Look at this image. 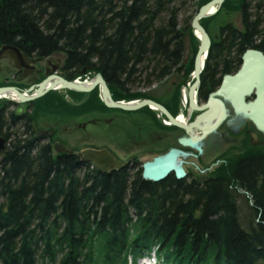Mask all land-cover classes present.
Returning a JSON list of instances; mask_svg holds the SVG:
<instances>
[{"label":"trees","instance_id":"1","mask_svg":"<svg viewBox=\"0 0 264 264\" xmlns=\"http://www.w3.org/2000/svg\"><path fill=\"white\" fill-rule=\"evenodd\" d=\"M191 1L0 0V48L40 60L62 56L63 78L73 81L85 69L102 76L115 102L141 100L142 88L169 76L190 79L199 46L191 23L211 0L196 1L186 15ZM221 13L238 15L240 27L212 28ZM200 24L218 37L200 77L203 102L219 73L239 69L246 50L264 53V0H224ZM185 34L191 55L183 68ZM184 83L176 98L167 94L161 102L173 116ZM112 110L98 88L50 91L23 111L0 99V264H137L151 254L158 264H264V146L246 138L217 157L199 184L173 175L156 183L142 178L135 157L99 173L37 135L41 122ZM118 111L156 116L147 107Z\"/></svg>","mask_w":264,"mask_h":264},{"label":"water","instance_id":"2","mask_svg":"<svg viewBox=\"0 0 264 264\" xmlns=\"http://www.w3.org/2000/svg\"><path fill=\"white\" fill-rule=\"evenodd\" d=\"M224 0H211L207 4L199 8L196 16L193 18L191 27L194 30V36L199 40V46L194 57L192 77L194 79L192 85L188 88V108L190 112L198 113L194 120L188 125H181L161 104L155 102V99L160 98L165 91V83L158 84L153 88L145 91L143 94L146 99H143L132 105V102H115L108 86L100 74H96L91 81L89 87L69 81L58 74L59 65L46 67L44 69V79L39 83H33L25 91H20L15 87H0V97L3 93H14L20 106L23 110L27 103L33 102L50 91L57 89L74 91L77 93L88 94L96 87L100 91L101 101L105 107L109 109L121 110L124 112H135L144 107L157 110L170 121L173 127L181 129L188 134V138L180 139L179 143L188 148H195L201 153L198 143L203 141L207 136L215 134L219 127L224 123L227 117V108L224 101H229L235 113H243L244 116L255 126L257 132L264 134V53L258 50L248 49L241 56V65L233 75L224 76L219 88L208 96L205 103L197 105L194 99V94L197 93L200 86V77L202 69L205 65L207 55L211 46V37L206 33L200 24V20L210 17L209 10L220 9ZM199 33V35H196ZM217 39V36H212ZM4 55L13 64L17 71H26L34 69L37 63L42 60H31L24 56L19 50L14 47H1L0 57ZM191 55L190 37L185 34L183 40V62L182 67H185L189 62ZM50 65L49 60L46 61ZM41 72V71H39ZM84 69L79 75H85ZM26 78V76H24ZM174 78L179 81V75L175 74ZM174 86L176 83L173 84ZM58 86V87H57ZM251 98L250 101L246 99ZM112 120L106 121L111 124ZM256 138L255 134L251 135ZM4 139L0 137V149L3 148ZM61 152L72 154L73 152L65 148ZM186 157L187 153L172 149L165 154L153 157L151 160L145 161L141 165V176L146 181L161 182L170 174H174L177 180L184 179L186 173L182 167L180 157ZM76 157L82 163L90 164L93 169L99 173H107L111 170H117L122 167H127L130 161L122 162L118 160L110 151L106 149L96 150L93 148L85 149L76 153Z\"/></svg>","mask_w":264,"mask_h":264},{"label":"flooded vegetation","instance_id":"3","mask_svg":"<svg viewBox=\"0 0 264 264\" xmlns=\"http://www.w3.org/2000/svg\"><path fill=\"white\" fill-rule=\"evenodd\" d=\"M3 57L4 55H2L0 59H2ZM29 59L35 60L33 58H29ZM51 60L52 59H49V63L51 62ZM11 66L14 72L17 74V76L21 79L24 78V76H26V78H32L34 75L43 73L44 69L48 67L49 64H47L46 61L42 63H37L34 66L35 67L34 69H28L26 71L15 70L12 62H11ZM232 74L234 73H231L229 75ZM178 75H179V81H176L173 75L167 77L165 80L159 83V84L165 83V91L160 98L154 100L155 102L161 104V102L165 100V98L167 97V94L172 95L173 99L176 98L177 86L179 84L184 83V73ZM225 75H226L225 73H219L216 76L215 79L217 80V86L213 91H211L206 95L205 99L201 103H205L208 99V96L219 88ZM174 83H176L175 86L173 85ZM147 90L148 88H142L140 91L144 93ZM221 99L224 101L225 106L227 108V117L224 123L219 127L217 132L214 134V137L218 140L217 137L218 135L222 140L229 141L231 139L229 134H231L237 136V138L239 139L238 140L239 145H241L247 138L248 145L250 146H264V134L257 132L255 126L244 116L243 113H235L229 101L225 100L222 97ZM250 100L251 98L246 99L247 102ZM196 115L197 114H194L189 118L186 114L185 119L187 121L184 118H180L178 121L181 122L180 123L181 125L186 126L194 119ZM88 117H89L87 119L88 123L91 124H97L100 122L106 123V118H104L105 115L90 114L88 115ZM114 118H112V122L110 125L114 124L115 122ZM76 119L78 118L67 119L70 122L72 128H69L67 126L61 129L60 127H58L59 123L56 122L54 125L46 126L44 128L39 127L38 129L39 132H37V135L44 137L42 139V142H50L53 147V151L57 152L58 154L65 153V152H61V149L63 148H65L66 151L70 150L73 153H79L90 147L80 149L77 146L72 145V142L74 141L76 142L79 140V138L76 136L77 130L81 128L85 130L86 128L84 124H78L76 122ZM121 121L122 122L120 123V125L122 126L120 129L122 133H124V137L126 138V140L130 142V144L126 143V145H122L121 148L128 150H133L137 148V151H144V154L149 155L152 158L158 155L165 154L166 152L172 149L183 151L184 153H187L186 157H182V156L180 157L182 161V167L186 173L184 179L193 180L197 184H199L201 180H203V178L205 177V176L203 177V173L205 172L206 175V172L208 170V167L205 166L204 164L205 160H207L206 154L207 151H209L212 148V146H210L207 143V141H205V139L208 136L203 141L198 143V147L201 149V153H199L197 149L184 147L179 143L180 139L188 138V134H186L185 131L173 126L171 127L160 126L161 120L159 119L158 116L153 117L149 114H141L138 115L136 118L122 119ZM127 128H130L131 132H128ZM223 128L225 131L221 133L220 130ZM226 134L227 136L225 137ZM252 134L256 135L255 139L251 137ZM207 140H209V137ZM2 150L3 148L0 149V151ZM96 150H102V149H96ZM110 152L114 154L112 151ZM216 157L211 162H213L216 159ZM129 160L131 161L132 159L129 158ZM215 164H218V162H216ZM170 175H173L175 177L173 173Z\"/></svg>","mask_w":264,"mask_h":264},{"label":"rangeland","instance_id":"4","mask_svg":"<svg viewBox=\"0 0 264 264\" xmlns=\"http://www.w3.org/2000/svg\"><path fill=\"white\" fill-rule=\"evenodd\" d=\"M195 1H191L188 7L186 8V15H191L192 13L195 12L196 7H195ZM227 22L232 23L236 27H240V19L238 15H231L228 16L226 14H219L217 18L214 20L212 24V28L220 25L227 24ZM62 59V56H56L52 57V60L50 62L49 68L51 66H57ZM39 79V75H34L32 78H19L17 74H15L10 61L8 60L7 57H3L0 60V84H6V83H13V82H20L24 84L26 87L37 82ZM21 89V88H20ZM22 90V89H21ZM64 92V91H62ZM69 98V97H68ZM7 100H10L9 98H6ZM13 102L12 100H10ZM71 102V101H70ZM231 104V103H230ZM232 107V105H231ZM116 117V118H114ZM119 119H118V118ZM137 115L134 114H125L122 113L118 110H112L109 112L104 118H106V121L112 120L114 118L115 122L114 124L110 125L104 122H100L97 124H91L87 122V119L89 118L88 116L85 117H80L76 119V122L78 124H84L86 126L85 130L78 129L76 136L79 138L78 141L72 142L73 146H77L80 149L83 148H95V149H107L110 150L116 155L118 159H120L122 162H126L129 160V158L135 157L138 159L139 162V167L142 163L145 161L151 160V156L144 154V151H137V148L133 150H128V149H123L121 148L122 145H126V143L130 144L128 140L124 137V133L121 131V126L120 123L122 122V119H129V118H136ZM56 122H58V127L65 128L69 127L72 128L70 125V122L67 119L63 120H56V119H51L49 122H41L40 128H44L46 126L54 125ZM128 132H131L130 128H127ZM224 128L220 130V132H224ZM64 136V135H63ZM60 136V137H63ZM227 134L225 135V137ZM231 139L229 141L227 140H222L218 135V140L214 137L213 135L208 136L205 139L207 143L212 146V148L207 151L206 154V159L205 160V166H209L207 172L211 171L216 165H211L213 162H211L216 156L219 157L222 155L224 152H226L228 149L231 147H236L238 146V138L235 135L229 134ZM213 137V138H210ZM224 139V138H223ZM222 140V141H221ZM218 141V144H217ZM125 147V146H124ZM219 155V156H218ZM216 157V158H217ZM211 165V166H210ZM206 172V173H207ZM205 176V172L203 173V177ZM149 259L146 257L143 259H140L137 264H148V263H153L154 258L153 255L148 256Z\"/></svg>","mask_w":264,"mask_h":264},{"label":"bare ground","instance_id":"5","mask_svg":"<svg viewBox=\"0 0 264 264\" xmlns=\"http://www.w3.org/2000/svg\"><path fill=\"white\" fill-rule=\"evenodd\" d=\"M208 13H209V14H213V13H215V8L210 9ZM196 35H199V33H197ZM90 83H91V82L88 81V82H82V83H78V84H82L83 86H87V87H89V86L91 85ZM57 87H58V86H57ZM1 97L9 98L10 100H12V101H14V102L18 101L17 96H16L14 93H10V92L3 93ZM135 104H136L135 102L132 103V105H135Z\"/></svg>","mask_w":264,"mask_h":264},{"label":"built area","instance_id":"6","mask_svg":"<svg viewBox=\"0 0 264 264\" xmlns=\"http://www.w3.org/2000/svg\"><path fill=\"white\" fill-rule=\"evenodd\" d=\"M89 81V78L86 77V79L83 81V82H88ZM76 82H80V78H78L76 80ZM189 85V83L187 84ZM186 105H187V100H186V95H185V88L182 89V107L185 109L186 108ZM180 118H184V115L182 113H180L177 117V119L179 120ZM185 119V118H184ZM163 124L164 125H169V123L165 120H162Z\"/></svg>","mask_w":264,"mask_h":264}]
</instances>
